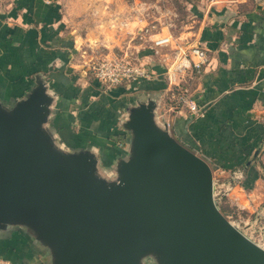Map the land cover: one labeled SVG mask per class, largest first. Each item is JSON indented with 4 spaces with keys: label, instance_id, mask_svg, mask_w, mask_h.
Wrapping results in <instances>:
<instances>
[{
    "label": "water",
    "instance_id": "95a60500",
    "mask_svg": "<svg viewBox=\"0 0 264 264\" xmlns=\"http://www.w3.org/2000/svg\"><path fill=\"white\" fill-rule=\"evenodd\" d=\"M59 103L43 71L15 99L0 93V238L22 233L44 264H264V246L217 204L210 162L163 116L161 92L124 104L126 145L111 162L61 138Z\"/></svg>",
    "mask_w": 264,
    "mask_h": 264
},
{
    "label": "crops",
    "instance_id": "0c3cea01",
    "mask_svg": "<svg viewBox=\"0 0 264 264\" xmlns=\"http://www.w3.org/2000/svg\"><path fill=\"white\" fill-rule=\"evenodd\" d=\"M122 11L121 0H0L1 96L15 99L43 71L60 97L54 126L61 138L74 146L95 144L110 162L123 151L120 143L126 145L119 125L130 101L125 93L133 98L161 92V110L170 115L175 135L214 165V175L243 170V182L228 201L254 214L264 212V0H197V31L190 44L205 47L209 57L190 82L205 110L200 117L186 107L169 110L174 102L165 72L175 60L172 44L155 46L171 47L160 58L152 49L131 53L157 73L153 79L116 86L107 95L95 76L87 81L83 67L95 57L89 50L104 44L109 49L103 55L119 51L118 40L107 41L106 29L128 25L134 31L135 21L122 23ZM219 179L221 185L227 182ZM2 250L17 263L44 264L20 232L0 238Z\"/></svg>",
    "mask_w": 264,
    "mask_h": 264
},
{
    "label": "rangeland",
    "instance_id": "374dc122",
    "mask_svg": "<svg viewBox=\"0 0 264 264\" xmlns=\"http://www.w3.org/2000/svg\"><path fill=\"white\" fill-rule=\"evenodd\" d=\"M121 2L123 8L122 23L130 20L132 22L135 21L132 25V29H134L135 32L130 31L128 25L124 29L119 28L120 30L116 29L115 31L106 29V34L110 35L106 36L107 41L114 42L118 40L117 46L119 47L116 48H119V51H112L109 54L103 55V53L109 49L104 44L95 47V50H89V53L95 55V57H91L90 62L83 68L87 69L86 79L90 83L94 80L93 66L109 55H120V52L125 51H128L129 54H137L152 49V53L160 58L163 57L171 47H173L175 51L177 45L172 44L171 47L166 46L164 48L155 47V38L162 35H172L178 45H188L196 35L192 31H197V0H121ZM103 92L106 95L109 94V91L104 90ZM125 94L126 97L123 98H128L127 100L132 99V92H127ZM161 112L165 118H170V115H165L164 110H161ZM211 166L214 172V165L211 164ZM220 176H222L225 181H228L231 177V175H215L214 177L217 178L218 185L220 184ZM261 207L263 206H260V208ZM221 209L228 218L240 223L242 226H246L256 220L255 216L257 213L254 214V210H243L234 203H230L227 197H225Z\"/></svg>",
    "mask_w": 264,
    "mask_h": 264
},
{
    "label": "built area",
    "instance_id": "2783aa9c",
    "mask_svg": "<svg viewBox=\"0 0 264 264\" xmlns=\"http://www.w3.org/2000/svg\"><path fill=\"white\" fill-rule=\"evenodd\" d=\"M169 44L177 45L173 55L175 60L165 72L169 85L167 94L171 101L174 102L169 107V110L179 111L182 107H186L191 115L195 117L203 116L205 110L195 100L190 82L197 76V73L202 71L203 66L207 63L209 59L207 49L200 44L178 45L172 35H163L154 39L155 46ZM93 70L94 76L105 91L143 79L150 80L157 76V73L148 67L147 62L138 55L129 54L128 52L122 55L113 54L103 58L93 66ZM120 146L123 150L125 142H121ZM243 179L244 172L240 169L233 171L225 185H218L217 179L214 177V197L220 208L225 201V197L228 198L230 191L236 185H241ZM257 215L259 216L256 217V220L246 226L233 222L247 232L255 241L264 246V226L260 225V216H264V212L259 211ZM0 264L22 263H17L7 258H0Z\"/></svg>",
    "mask_w": 264,
    "mask_h": 264
},
{
    "label": "trees",
    "instance_id": "16d2710c",
    "mask_svg": "<svg viewBox=\"0 0 264 264\" xmlns=\"http://www.w3.org/2000/svg\"><path fill=\"white\" fill-rule=\"evenodd\" d=\"M123 132H124V131H123ZM124 134H125V132H124ZM117 153H118V154H117L116 156H118L119 154H121L122 151H119V152H117ZM116 156H115V157H116ZM115 157H114V158H115ZM112 160H113V159H112ZM112 160H111V161H112ZM105 161H106V160H105ZM111 161H110V162H111ZM221 210H222V209H221ZM222 212H223V211H222ZM2 257H4V258L7 257V259H8L9 256H6V255H5V252H3V250H2V251H0V258H2ZM10 258H11V257H10ZM11 259H12V258H11ZM12 261H13V260H12ZM14 262H15V261H14Z\"/></svg>",
    "mask_w": 264,
    "mask_h": 264
}]
</instances>
